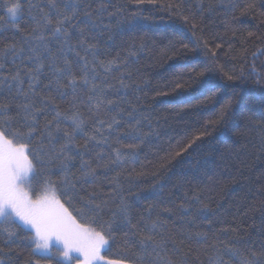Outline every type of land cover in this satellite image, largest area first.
Here are the masks:
<instances>
[{"label":"trees","instance_id":"obj_1","mask_svg":"<svg viewBox=\"0 0 264 264\" xmlns=\"http://www.w3.org/2000/svg\"><path fill=\"white\" fill-rule=\"evenodd\" d=\"M21 2L23 12L15 21L20 32L15 31L13 22L0 10L4 20V27L0 28V48L19 41L21 33L31 32L34 27L31 15L39 16L40 13L38 8H33L30 15L29 3L49 11L47 0ZM107 2L110 5L108 11L101 17L99 27L92 30L101 48L100 59L107 61L119 54L122 60L130 48L136 51L137 55L129 58L127 67L132 75L124 79L129 84L135 81L140 85L138 90L134 86L121 89L120 73L114 69L108 74V83L114 86L108 97H123L121 107L125 112L131 110L129 104L134 106L135 115L141 120L140 131L148 134L143 143L122 138L124 144H139L137 157L115 168V172L121 173L122 194L132 205V223L143 228L141 217L148 218L144 210L149 204L158 205L157 211L171 207L176 214L167 217L165 235L172 236L176 244L184 239L180 235L181 229L204 231L209 235L206 244L184 240L183 251L192 250L188 264H210L209 258L215 256L211 244L216 243L217 248H222L220 241L227 243L236 239L242 241L236 245L240 255L225 256L224 259L229 264H241V259L249 256L250 250L258 252L264 245V0H156L155 4L140 5L135 18L133 13L137 12V6L130 0ZM82 3L90 4L88 10L93 11L100 0H82ZM248 5L253 7L246 8ZM118 8L123 10L117 11ZM109 13L115 15L109 16ZM141 43L143 50H139ZM71 44H76L75 35ZM48 47L58 57L61 55L58 49L65 47L67 51L59 39L49 40ZM77 50L81 55L85 54L82 48ZM37 51L42 54L46 66L35 90L41 95L52 96L61 112L71 114L72 103L76 104L85 123L83 130L75 133V139L77 143H83L86 134L93 131L94 119L93 102L86 99L87 89H78L73 100L71 89L63 90L67 94L61 96L54 86L45 88L44 85L53 79V73L47 67L48 53L43 45ZM67 55L73 61V72L79 76L80 62L72 52ZM57 63L62 64V60ZM25 65L33 67L30 61L16 62V67L22 71ZM12 70L11 61L5 62L4 72ZM98 70L102 72V69ZM229 76L233 79H228ZM62 82L67 83V80ZM24 87H27V77ZM0 99L8 101L12 97L5 91L0 93ZM23 99L15 97L17 102H23ZM37 103L39 105L38 98ZM226 106L228 111L221 120ZM54 115V111H47L39 117L41 124L52 120ZM118 119L129 121L131 118L121 114ZM61 127L71 131L73 125L70 120H62ZM125 127L121 124L119 130L124 131ZM111 135L114 137L115 133ZM190 141L195 142L186 151H181ZM101 149L111 153L108 145L96 146L94 151ZM177 152H180L179 156L175 155ZM78 166L79 161H76L72 171L75 172ZM115 172L109 173V178ZM58 176L59 173L52 178ZM154 184L159 186L156 192L151 191ZM111 187L101 177L97 185H83L80 194L86 196L101 190L107 193ZM130 192L138 193L139 201L130 198ZM194 194L199 195L200 203L192 200ZM108 200L103 207V220H108L121 203L119 197H108ZM186 201L192 205L190 211H178L179 205ZM201 203L207 204L211 212L199 215L196 210ZM151 219H155V212ZM209 220L214 222L211 229ZM224 228L238 231L224 235L220 232ZM127 231L124 226L117 230L114 241L101 253L105 260L130 264L139 255V246L134 239L129 245L124 244ZM27 235V232H20L15 242L8 246L0 241V247L5 251L13 250L9 256H0L2 264H27L29 260L38 264H65L55 254H51L53 259L50 261L39 254L33 255V245ZM158 251L160 257L173 261L182 254L174 250L172 242ZM98 264H104V261ZM144 264H158L156 253L145 257Z\"/></svg>","mask_w":264,"mask_h":264},{"label":"snow or ice","instance_id":"obj_2","mask_svg":"<svg viewBox=\"0 0 264 264\" xmlns=\"http://www.w3.org/2000/svg\"><path fill=\"white\" fill-rule=\"evenodd\" d=\"M137 6L143 4H155L156 0H130ZM107 0L100 3L93 11L88 9L90 4L82 3V0H47L45 12L39 5L29 3V14L33 8L39 9V16L31 15L34 27L29 33H21L19 41L6 44L0 48V93L7 92L12 99L5 101L0 99V241L5 246L11 245L18 238L20 232H27V239L33 245L32 254H39L46 260H52L51 251L54 246L60 256L65 260L72 258V253H78L82 260L80 264H122L121 261L105 260L101 254L110 242L114 241L115 234L122 226L127 227L124 233V244L127 246L134 242L139 246V255L130 264H144V258L156 253L158 264H188L191 249L184 252L181 245L184 240L194 241L197 244H206L209 240L208 232H190L181 229L180 235L184 237L176 244L172 236H166L168 231V220L176 214L171 207H159L149 204L145 208L148 218L143 216V228H138L131 220V203L125 200L124 188L121 184V173L115 172V168L137 157L139 144L122 143L123 137L132 140H140L148 134L141 133V120L135 115L136 108L129 104L130 111L125 112L121 107L123 97L112 99L108 92L114 87L108 83V74L114 69L120 73L119 85L121 89L135 87L140 88L135 81L129 84L124 77H131L127 71L129 58L137 55L131 48L124 59L119 54L107 61L100 59L101 48L92 30L99 27L101 17L108 11ZM171 7V5H169ZM234 8L235 5L233 4ZM248 5L246 8H251ZM81 9L83 19H80ZM0 10L6 13L7 18L13 22L15 31L20 29L15 26V21L22 15L23 8L21 0H3ZM118 8L117 11H122ZM53 13L55 19H53ZM115 13H109V16ZM187 20V17L184 18ZM78 21V23H73ZM83 24V27L80 25ZM4 27V20L0 17V28ZM195 27V25H193ZM74 30V31H73ZM47 33V35H45ZM102 34V33H101ZM75 35L76 44H71ZM249 35H252L249 33ZM59 39L62 45L57 51L61 53L58 57L48 47L49 40ZM111 39V36H109ZM43 45L48 53L47 67L53 73V79L44 85L45 88L54 86L61 96L67 93L63 90L71 89L73 100L76 99L78 89H87L86 99L92 103L93 131L86 134L83 143H77L75 133L83 130L85 120L75 103H72L73 111L61 112L59 105L52 96H44L37 92L36 86L40 83V74L45 68V59L37 51ZM219 47V45H217ZM78 48L84 50L81 55ZM141 43L139 50H143ZM67 52H72L80 62L81 74L77 76L73 72V61L69 59ZM89 55L91 59H89ZM213 55L215 53L213 52ZM62 60V64L57 61ZM11 61L14 70L4 72L5 62ZM30 61L33 67L25 65V69L16 67V62ZM98 69H102V72ZM27 77V87H24ZM66 79L67 83L62 81ZM228 79H233L229 76ZM14 90V91H13ZM119 91V89H117ZM15 97H23V102H17ZM39 100V105L37 103ZM103 108V115H101ZM15 109V114L13 113ZM54 111L52 120H45L41 124L39 117L47 111ZM228 106L222 111L220 119L223 120ZM111 113V115H110ZM125 114L131 119L122 121L118 116ZM62 120H70L72 129L61 127ZM125 124L124 131L119 126ZM115 133L113 137L111 134ZM196 139H199L197 137ZM195 141H190L181 151H186ZM108 145L111 153H105L103 149L94 151L96 146ZM114 145H119L116 147ZM88 156L86 159L85 156ZM176 156L180 152L175 153ZM76 161L79 166L76 171ZM53 166L55 171L53 170ZM115 172L109 178V173ZM59 173L57 179L52 177ZM103 177L112 187L104 193L93 191L87 195H81L83 185H97ZM159 186L154 184L151 191L156 192ZM100 197H103L100 199ZM108 197L116 199L119 197L120 205L116 211L111 212L108 220L102 219L103 207L109 203ZM139 201L138 193H129ZM192 200L200 203L199 195ZM192 205L187 201L179 205L178 211L188 212ZM199 215L211 212L207 204L201 203L197 210ZM155 212V219H151ZM213 221L209 220V228ZM237 232L238 229L224 228L220 232L227 235L228 232ZM159 236V239H157ZM172 242L174 250L182 253L179 259H165L160 257V249L166 248ZM222 248H217L216 243L210 245L215 250V256L210 257V264H229L224 257L240 255L236 247L242 243L240 239L234 242L220 241ZM12 249L5 251L0 247V256H9ZM2 264V260H0ZM27 264H38L29 260ZM241 264H264V245L257 251H251L250 255L241 259Z\"/></svg>","mask_w":264,"mask_h":264},{"label":"rangeland","instance_id":"obj_3","mask_svg":"<svg viewBox=\"0 0 264 264\" xmlns=\"http://www.w3.org/2000/svg\"><path fill=\"white\" fill-rule=\"evenodd\" d=\"M57 247H61V246H54L51 254H55L57 255V257L64 262L65 264H80V261L82 260V257H80V255L78 253H72V258L65 260L62 256L59 255L58 251H57Z\"/></svg>","mask_w":264,"mask_h":264}]
</instances>
